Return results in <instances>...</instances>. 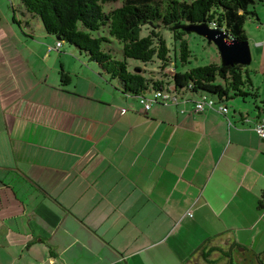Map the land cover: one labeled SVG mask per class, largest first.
Segmentation results:
<instances>
[{
  "label": "crops",
  "instance_id": "1",
  "mask_svg": "<svg viewBox=\"0 0 264 264\" xmlns=\"http://www.w3.org/2000/svg\"><path fill=\"white\" fill-rule=\"evenodd\" d=\"M254 27L249 71L264 74ZM0 32V264H183L203 244L234 242L264 251L257 112L195 98L146 108L94 82L76 93L45 79L33 94L7 66L16 36Z\"/></svg>",
  "mask_w": 264,
  "mask_h": 264
},
{
  "label": "trees",
  "instance_id": "2",
  "mask_svg": "<svg viewBox=\"0 0 264 264\" xmlns=\"http://www.w3.org/2000/svg\"><path fill=\"white\" fill-rule=\"evenodd\" d=\"M257 1L20 0L25 14L40 17L45 31L59 37L62 44L68 42L85 51L111 81L119 82L120 90L126 95L141 100L149 98V90L153 89L155 94L165 92L176 100H211L225 108L232 106L231 100L236 97L243 98L244 102L250 97L255 106L252 112L258 113V121H264V104L258 101L262 96L246 65L221 61L185 67L193 54L184 25L206 22L226 30L234 38L245 40L248 39L246 22L257 15L250 8ZM116 2L121 5L108 7ZM27 24L30 23L27 21ZM163 29L173 34L174 53ZM116 49L122 50L124 59L116 57ZM128 58L140 60L144 65L159 63L161 73L156 77L147 75L146 66L141 65L130 70ZM71 81V74L62 71V82ZM199 249L205 261L212 264L223 259L226 261L222 264H246V250L254 251L238 242L230 244L229 248L203 244ZM215 251L220 254L218 258H213ZM257 256L255 253L253 257ZM253 261L264 264L262 258L259 263Z\"/></svg>",
  "mask_w": 264,
  "mask_h": 264
},
{
  "label": "rangeland",
  "instance_id": "3",
  "mask_svg": "<svg viewBox=\"0 0 264 264\" xmlns=\"http://www.w3.org/2000/svg\"><path fill=\"white\" fill-rule=\"evenodd\" d=\"M121 2H116L114 4L108 5V7L120 6ZM251 10L256 11L257 15L251 19H248L246 22L245 28L248 31V34L253 32L255 34L258 33V30L255 29L254 26L260 25L264 26V1H257L254 6H251ZM24 9L22 7V3L20 0H0V27L7 29L8 32H11L13 35L8 34L10 36H16L13 40L14 44L9 45L8 49H4L9 54L10 62L8 69L12 71L13 75L16 74L19 78H32L33 81L37 84V88L31 91L30 93L39 94L41 93L42 85H45L43 80L46 79L48 83L53 84V88L57 87L56 84H60L64 87V89L70 90L71 92L79 93L80 91H87L88 86H90L91 82H94L98 85L97 92L101 91V86L109 85L117 91L119 89V82L116 80L111 81L110 77L102 71L99 63L94 60H91L85 51H81L78 48L74 47L68 42H64L58 49H53V46L57 44V37L53 34H49L45 31L44 25L40 17L33 18L28 16L26 18ZM27 20L30 24H27ZM30 25V26H27ZM254 27V28H253ZM163 34L167 41L168 46L173 49L172 53H174L175 39L173 38V34L168 29H163ZM2 35V32H0ZM2 36H0L1 38ZM187 39L189 42V46L192 51V56L190 58V62L186 63V69L190 67H197L206 65L212 62H221V56L219 53V49L214 42H209L203 36L199 35L196 32H189L187 34ZM1 40H4L3 38ZM19 40V41H17ZM251 52L253 53V63L251 65H246V67L252 68V70L257 69L256 60H257V50L253 47V41L251 42ZM121 48V47H120ZM117 50V49H116ZM115 55L119 59H124V55L122 50L119 49L115 52ZM129 60V69L134 70V66L141 65L146 66V74L153 76L160 75V64L159 63H151L145 64L137 59L128 58ZM184 69V67H180ZM2 67L0 66V73ZM62 71L68 72L72 76L71 83L64 84L62 82ZM255 86H259L261 92H264V74L261 72H254L251 74ZM38 79L41 80L40 84L38 83ZM1 80V76H0ZM122 94V93H121ZM123 95V94H122ZM155 92L153 89L149 90L148 97L154 98ZM262 95V94H261ZM263 96V95H262ZM129 100H132L131 96H128ZM138 99V98H135ZM48 101V98H46ZM56 101V100H55ZM139 101V100H138ZM241 97H236L231 100L232 106H229L230 111L232 112L234 109H247L249 112H252V108H254V103L251 101V98H248L247 102ZM259 104L263 102L261 98L258 100ZM131 102V101H130ZM157 102L164 101L159 98ZM252 102V103H251ZM140 104V101L138 102ZM67 103L62 104V106H66ZM127 106V102L124 103ZM244 110V111H247ZM233 113V112H232ZM126 219H122L121 223L125 222ZM125 235V234H123ZM126 236H128L126 234ZM225 248H229L230 244L223 245ZM251 248V247H250ZM254 248V247H253ZM258 248V246H257ZM250 252L246 250L247 256L245 257L246 264H254L259 261L260 258L264 260V251L260 252ZM156 252H160V249L156 250ZM250 252V253H249ZM239 253L235 251V254ZM257 253V258L253 257ZM219 252L215 251L213 253V258L219 257ZM156 257V254L154 255ZM260 257V258H258ZM190 257L188 260H185L183 264H212L207 263L203 256L199 253L195 256L190 262ZM239 260V259H238ZM226 261L223 259L219 263L222 264ZM259 263V262H258ZM148 264H158L157 262H148Z\"/></svg>",
  "mask_w": 264,
  "mask_h": 264
},
{
  "label": "water",
  "instance_id": "4",
  "mask_svg": "<svg viewBox=\"0 0 264 264\" xmlns=\"http://www.w3.org/2000/svg\"><path fill=\"white\" fill-rule=\"evenodd\" d=\"M183 28L188 32L198 33L209 42H214L219 49L223 64L250 65L252 63V52L248 39L234 38L226 30L211 26L206 22L184 25Z\"/></svg>",
  "mask_w": 264,
  "mask_h": 264
},
{
  "label": "built area",
  "instance_id": "5",
  "mask_svg": "<svg viewBox=\"0 0 264 264\" xmlns=\"http://www.w3.org/2000/svg\"><path fill=\"white\" fill-rule=\"evenodd\" d=\"M62 45V42L60 40L57 41L56 46H53V49H58ZM161 97V100L164 102H170V101H176V98H171L169 94L165 92H159L154 95V98H141V101L144 103L146 108H149L153 102L158 101ZM205 102H208L210 104H213V101H205L204 99L196 101L198 108H203L205 105ZM221 109L224 110V106L221 105ZM257 130L259 133L264 136V121H258V127Z\"/></svg>",
  "mask_w": 264,
  "mask_h": 264
}]
</instances>
